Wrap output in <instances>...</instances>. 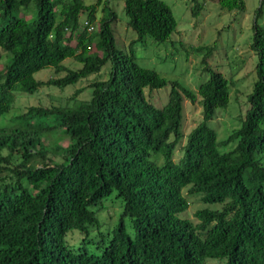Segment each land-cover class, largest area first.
Segmentation results:
<instances>
[{
    "label": "trees",
    "instance_id": "16d2710c",
    "mask_svg": "<svg viewBox=\"0 0 264 264\" xmlns=\"http://www.w3.org/2000/svg\"><path fill=\"white\" fill-rule=\"evenodd\" d=\"M104 2L0 0V60L9 55L0 117L17 92L65 89L111 63L109 78L89 85L91 99L29 106L14 126L0 127V264H264V27L256 19L249 107L219 141L210 123L229 105L227 79L211 72L194 91L139 64L117 45L114 10L99 15ZM219 2L228 11L246 8L245 0ZM31 7L37 19L18 16ZM124 9L140 41L166 43L178 29L163 0H126ZM69 59L82 67L64 65ZM47 69L57 77L38 80ZM168 86L166 105L148 100L147 91ZM186 101L202 109L188 134ZM57 132L66 147L49 146ZM113 194L124 207L121 222L96 251L97 211ZM193 198L202 204L194 220L185 216ZM72 231L84 237H73L76 245L67 241Z\"/></svg>",
    "mask_w": 264,
    "mask_h": 264
},
{
    "label": "rangeland",
    "instance_id": "374dc122",
    "mask_svg": "<svg viewBox=\"0 0 264 264\" xmlns=\"http://www.w3.org/2000/svg\"><path fill=\"white\" fill-rule=\"evenodd\" d=\"M96 1L85 0L88 5ZM125 1L109 0L107 3L105 1L99 11L100 16H109L110 9L114 10L117 18L115 25L117 45L123 52L134 55L139 64L155 69L168 81H177L194 91L210 79L211 72H220L227 79L231 92L229 105L225 109H219L215 119L210 123L211 128L217 132L219 141L226 139L233 129L241 126L240 119L249 107V97L257 81L258 56L252 43L256 19L259 25L264 27V0H245V11L225 10L219 0H163L171 8L178 22V29L169 41L162 44L154 42L149 37L143 41L138 39L137 33L128 27L129 18L124 9ZM103 8H106L105 12ZM260 8L262 13L258 16ZM4 10L1 9L0 13ZM18 16L33 21L37 19V11L31 7L29 11H21ZM96 27L99 29L100 24L97 23ZM200 46L212 47V50L210 53H204L206 51L201 53L197 51ZM7 59L9 55L2 54L0 73L4 71V63ZM64 65L72 69L82 67V64L71 59L66 60ZM110 68L111 63H108L100 74L80 80L65 89L46 87L33 95L17 92L12 111L0 117V127L14 126L15 117L29 106H66L91 99L92 89L89 85L96 79H108ZM53 77L57 75L52 69L36 74L38 80L47 81ZM78 90L82 92L77 96L75 94ZM170 91L171 87L168 86L153 92L147 91L146 95L156 107H162L167 104ZM73 97H76V101L72 99ZM201 111L202 109L197 105L186 101L187 134L196 126L195 121L198 120ZM48 143L51 147L56 143L66 147L69 141L63 134L57 132L49 137ZM190 206L185 216L194 220V213L202 207V204L197 198H193ZM123 210V204L115 198V194L103 201L102 209L97 211L100 225L91 232L93 239L91 245L96 251L99 250L97 246L100 245L97 242L102 237L106 238L108 234L112 235L119 226ZM124 223L127 232L133 236L134 230L131 228L129 217L124 218ZM73 237L80 240L84 238L78 231L70 232L67 241L71 245L80 242H74Z\"/></svg>",
    "mask_w": 264,
    "mask_h": 264
},
{
    "label": "built area",
    "instance_id": "2783aa9c",
    "mask_svg": "<svg viewBox=\"0 0 264 264\" xmlns=\"http://www.w3.org/2000/svg\"><path fill=\"white\" fill-rule=\"evenodd\" d=\"M84 25L87 27V30L89 32H93L95 30V27L90 25V23L88 21H85Z\"/></svg>",
    "mask_w": 264,
    "mask_h": 264
}]
</instances>
